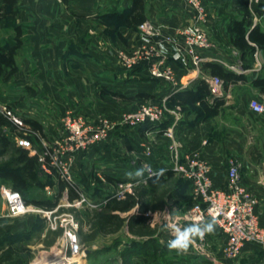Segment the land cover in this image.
Here are the masks:
<instances>
[{
  "label": "crops",
  "instance_id": "1",
  "mask_svg": "<svg viewBox=\"0 0 264 264\" xmlns=\"http://www.w3.org/2000/svg\"><path fill=\"white\" fill-rule=\"evenodd\" d=\"M143 2L145 20L152 22L160 35L171 34L178 38L180 28L191 22L192 13L182 0ZM203 2L209 11L207 31L213 44L202 52L203 57L207 62L218 59L224 70L241 74L244 79L229 83L226 88L222 83L215 95L224 100L217 115L197 122L192 128H177L178 122L174 129L179 137L175 141L181 145L183 157L197 152L205 159L215 188H225L227 162L234 158L239 165L241 183L256 199L258 223L264 228V113H255L248 105L251 98L264 102V93L251 83L257 76H264V49L257 48L252 59L249 56L241 59L238 49L229 43L226 31L231 19L240 15L236 7L231 0ZM259 3L264 4V0H249L250 10ZM131 4L132 0H18L14 22L22 26V56L19 58L18 52L16 61L19 69L8 83L13 80L28 93L24 100H28L30 106L19 110H25L26 116L37 119L48 139L62 137L61 123L66 116L79 118L92 126L99 119L116 116L124 104L132 105L141 100L135 97L137 93H147L154 96L153 99L158 97L161 100L177 88H194L201 78L211 77L203 66L193 68L187 54L184 59L176 58L172 51L175 46L165 40L163 43L168 47V54H162V60L173 69L178 86L151 76L143 62L129 70L121 65L119 51L144 43V36L139 32L140 24L132 27L112 16L113 12L128 10ZM229 9L235 12L229 14ZM257 16L264 14H253V24L259 23L264 30V24L258 21ZM160 42L158 38L148 39L151 47L158 50ZM111 92L116 95H111ZM13 97L3 100L12 105L18 100ZM183 114L180 120L185 118L186 114ZM150 132L161 135L157 129ZM114 135L110 131L103 140L86 150L88 158L96 161L94 168L103 170L104 176L113 175ZM134 135L141 139L138 132ZM167 145H159L156 150L157 157L152 160L156 169L170 165L166 163L170 160ZM125 149L127 151L128 148L125 146ZM223 244L224 236L216 228L214 233L206 235L203 245H196L200 254L196 261L190 263L264 262V250L255 243L245 244L235 259L223 256ZM181 264H186L185 260Z\"/></svg>",
  "mask_w": 264,
  "mask_h": 264
},
{
  "label": "rangeland",
  "instance_id": "2",
  "mask_svg": "<svg viewBox=\"0 0 264 264\" xmlns=\"http://www.w3.org/2000/svg\"><path fill=\"white\" fill-rule=\"evenodd\" d=\"M228 12L229 14H233L235 10L229 9ZM258 18L259 20H257L261 24H264V16ZM139 32L142 35L140 30ZM155 34L154 36L143 34L144 43L126 49V51L122 50L129 57L134 56L132 52L137 48H141L145 52L147 51L145 53L146 57L137 60L131 67L124 65L121 57H119L121 52L119 51L118 57L121 65L129 70V68H133L140 62H143L144 66L149 67L152 62L159 59L162 60L164 57L162 54H168V47L163 43L164 40L166 41V34L160 35L157 28ZM12 35V20L7 19L0 26V38L5 39ZM153 38H158L161 41L159 50L156 47H151L150 43H148V39L150 41ZM152 48L154 49L153 51ZM172 51L176 54L179 53L184 59L185 52L181 46H177ZM19 52V58H21L22 50ZM160 80L170 84L164 79ZM13 96H16L18 100L12 103V105H8L3 100V98L7 97L14 98ZM28 96V93L23 91V87L21 85L18 87L17 83H13V80L10 84L0 81V108L2 111H4V107L9 106L11 114L20 117L26 116L25 110L20 111L19 108L24 107L27 109L30 106V102L24 100ZM156 100L161 101L160 98L158 99L156 97V99H141L132 105L124 104L123 107H120L116 116L107 118L111 122L107 135L111 131L113 135L115 134L112 137H116L115 141H113L114 145H112L114 149V155L111 159V172H113L112 182H108L104 178L103 170L99 171L94 168L97 166L96 161L89 159L86 155V150H84L83 153L77 154L74 161L70 164L71 181L68 182H72L77 186L76 191L78 195L76 198L70 200L67 189H64L58 198L56 206L50 210L25 202V200L31 199H55L58 194V179L64 181L67 179L61 177L60 167L54 162L48 165L45 164V167L39 162L41 180L47 182L49 185L43 188L34 185L24 194L23 200L27 207L25 213L16 215L9 213L4 198L0 193V250L6 246L5 241L7 240L6 237L9 232L22 233L25 232V228H29L32 225L30 235H26L19 241L20 246L25 247V251L18 257V262L14 264H181L184 260L186 264H192L190 262L196 261L200 251L196 249L197 246L195 244L190 247L186 254H177L175 251H169L167 253L166 251L167 254L161 255V258H159L160 261H150L147 258H142L141 256L143 255L140 254L139 257L141 258H138V256L135 257L136 255H133L131 258L124 255V250H126L125 246L132 240L143 241L152 236L158 242L164 245L167 244V241L171 238V234L170 231L162 230V226L165 224L170 225L175 223L178 226L186 225L183 222L182 215L187 198L189 195L191 196L189 194L190 184L186 185L184 178L178 173H174L171 179L156 189L148 188L145 183L138 185L135 183L132 184L137 202H141L143 199L149 201V207L144 218V225L132 224L129 219L130 214L134 212V208L136 207H133L127 212L115 211L121 219L118 223L114 221L103 224L101 218L97 216V212H101L102 214L108 212L107 209L103 210V206L108 199L106 198L108 195L111 196L120 190L118 187V179L128 182L129 180L126 178L125 173L140 166V157L138 155L141 151L136 152L130 149L126 151V139L129 140L130 144L140 150L149 147L152 150L153 157L148 161L152 163V160L154 161V158L157 157L156 150L160 147L159 145H166L173 140H177L179 137L178 132L174 129L172 139H169L163 133L157 136L155 132L152 133L150 131L145 138L140 139L134 135L138 127L135 128L134 126L121 123L120 118L124 112L136 108L141 102H153ZM165 104L167 107H170L167 102ZM184 110L180 108L179 113L186 114ZM44 135L40 137L41 135L32 134L31 145L28 148L30 153L34 151L39 157L44 156L45 145L49 148H56V141L59 139L50 140L45 133ZM19 138L20 136H13L12 140L16 145H19ZM9 156L10 152L0 157V161H6L9 159ZM53 157H56L57 162H59L60 156L57 153V149L54 151ZM169 161L166 160V163L170 164L171 161L170 163ZM97 172L100 175H97ZM2 185L5 184H0V188ZM143 190L144 194L142 195ZM156 212H160V214L154 218L153 214ZM168 213H171V215ZM71 226L75 227L79 244V252L75 255L71 254L68 250L65 237V230ZM164 249H168L167 246ZM158 253L160 251H157Z\"/></svg>",
  "mask_w": 264,
  "mask_h": 264
},
{
  "label": "built area",
  "instance_id": "3",
  "mask_svg": "<svg viewBox=\"0 0 264 264\" xmlns=\"http://www.w3.org/2000/svg\"><path fill=\"white\" fill-rule=\"evenodd\" d=\"M192 13L191 22L180 28L179 37L166 34V41L172 43L175 48L181 46L185 54L189 56L190 64L193 68L199 69L207 61L202 52L212 47L209 38L207 25L209 24V11L207 10L203 0H182ZM139 30L147 36H154L156 28L149 20H145L139 25ZM154 49L152 48V51ZM134 56L129 57L126 52H120L119 57L124 65L131 67L137 60L145 58L147 51L137 48L132 52ZM159 54V53H158ZM184 54V55H185ZM175 57H181L178 53ZM218 59H214L215 63L220 64ZM153 61V60H152ZM220 62V63H219ZM221 65V64H220ZM233 69L232 67H230ZM149 74L155 78L164 79L172 86L177 85V78L173 69L165 65L164 61L159 59L152 62L149 67ZM212 95L219 93L223 80L218 76H211L205 79ZM178 89V88H177ZM166 98L161 101L141 102L136 108L124 112L121 115V123L128 124L137 128L144 122L161 123L167 115L173 116V122L162 133L169 139L173 138L175 125L179 122L181 114L179 113L180 105L167 107ZM249 108L255 113H264V102L256 98H251L248 102ZM4 112L16 124H21L22 117L11 114L10 110L4 107ZM62 137L56 141V148L44 146V156H39L38 160L45 167V164L56 163L60 167L61 177H65L66 181H71L70 164L74 161L79 152L88 150L95 143L103 140L107 136V132L111 126V122L107 119H99L92 126H88L79 118L70 116L64 117L62 120ZM150 130H148L149 132ZM18 144L30 148L31 141L26 137H20ZM167 148L170 152V165L168 168L174 173L180 174L190 184V194L192 203L185 206L182 219L188 224L198 217L205 219L211 216L217 217V226L222 236H224V244L222 247L223 256L226 259H235L240 256L242 248L247 243H255L264 250V228L258 223V216L255 212V197L250 194L241 183L239 173V165L234 158H229L226 169V186L219 189L212 185L209 176V166L204 158L197 152H193L188 156L181 155V145L175 140L168 143ZM60 156L59 162L53 157L54 151ZM34 154V151L31 152ZM152 150L147 147L141 149L138 155L139 165L150 164L152 169L158 170L153 166V162L148 160L153 157ZM64 160V162H63ZM134 182H124L121 179L118 182L120 190L111 197L122 199L127 193L134 194L132 184ZM0 193L4 198L7 211L11 214H23L27 211V207L21 194L12 190L6 185H2ZM67 247L71 254L79 252V244L77 241L75 227H69L65 230ZM203 240L197 239L195 245H203ZM261 264H264L262 262Z\"/></svg>",
  "mask_w": 264,
  "mask_h": 264
},
{
  "label": "trees",
  "instance_id": "4",
  "mask_svg": "<svg viewBox=\"0 0 264 264\" xmlns=\"http://www.w3.org/2000/svg\"><path fill=\"white\" fill-rule=\"evenodd\" d=\"M17 2L18 0H2L0 4V26H2L7 19H10L12 20L13 30V35L11 37L5 39L0 38L1 82H8L19 69L16 56L23 45V31L22 26L14 22L17 13ZM231 2L240 15L239 17L232 18L226 27L228 41L232 46L238 49L241 59H245L246 56L252 59V55L257 48L264 49V30L261 29L259 23L253 24V14H264V4L259 3L253 10H250L249 0H231ZM143 10V0H132V4L128 10L113 12L112 16L116 20H121L126 25L137 27V25L141 24L146 19ZM243 66H245V63ZM203 68L208 69L211 76L220 77L223 80L224 88H226L229 83L244 79L241 74L226 71L220 64L215 62H206L203 64ZM251 83L261 93H264V76H257ZM110 94L116 95L115 92H111ZM135 97L140 99L153 98L152 95L147 93H137ZM166 102L169 106L180 105L181 108L185 109L186 116L179 121L176 127L192 128L197 122L217 115L219 107L223 104L224 100L212 95L208 82L201 78L194 88L178 89L172 92L166 97ZM6 109L9 110V106H6ZM172 120V116L167 115L165 120L158 124L148 121L144 122L137 128L138 135L143 139L145 138L146 132L153 129H157V133L161 134L171 124ZM32 134L41 135L40 137L45 136L42 125L37 119L22 117L21 124H16L0 108V157L10 152L9 159L0 161V184H5L12 190L19 192L23 198L24 194L32 186L35 185L39 188H43L49 185L47 182L41 180L38 155L35 153L31 154L28 148L16 145L12 140L13 136L17 135L26 137L31 141ZM125 146L130 150H136L137 152L141 151L139 148L130 144L128 139L125 141ZM173 175L174 172L167 169L160 183L153 184L152 181L149 180L146 183L147 187L156 189L160 185L165 184ZM104 178L108 182L113 181L112 176L105 175ZM119 180L120 179H118V182ZM184 182L186 185L189 184L185 179ZM57 186L58 194L55 199H31L25 200V202L50 210L56 206L58 198L64 189H67L70 200L76 198L78 195L76 191L77 186L72 182L58 179ZM143 194L144 190L142 192V195ZM108 196L103 206V210L107 209L108 212L103 214L97 212V216L101 218L103 224L114 221L118 223L121 221L119 215L115 211L127 212L133 207H136L134 208V212L130 214L129 219L132 224L144 225V218L149 207V201L147 199L137 202L134 194L130 193H127L122 199ZM191 203L192 196L189 195L185 204L189 206ZM31 229L32 225L29 228H25V232L16 233L13 231L7 234V240L5 241L6 246L0 250V264H14L18 262V257L25 251V247H21L19 241L26 235L28 236ZM165 245L158 242L156 238H152V236L143 241L132 240L125 246L126 250H124V255L131 258L133 255L140 254L150 261H160L159 258H161V255L165 254L166 251L167 253L169 252L168 249H164L166 247ZM157 251H160V253L157 254Z\"/></svg>",
  "mask_w": 264,
  "mask_h": 264
},
{
  "label": "clouds",
  "instance_id": "5",
  "mask_svg": "<svg viewBox=\"0 0 264 264\" xmlns=\"http://www.w3.org/2000/svg\"><path fill=\"white\" fill-rule=\"evenodd\" d=\"M167 169L160 168L153 170L150 164H141L134 170L125 173L126 178L136 185L140 183H147L149 180L153 184H158L161 178L165 176ZM160 212L153 214L156 218ZM171 215V213H168ZM153 218V219H154ZM217 226V217L211 216L209 219L198 217L196 220L186 224L185 226H178L177 224H165L162 230L170 231L171 238L167 241V248L169 251H175L177 254H186L193 243L199 239L203 240L206 235L214 233Z\"/></svg>",
  "mask_w": 264,
  "mask_h": 264
},
{
  "label": "bare ground",
  "instance_id": "6",
  "mask_svg": "<svg viewBox=\"0 0 264 264\" xmlns=\"http://www.w3.org/2000/svg\"><path fill=\"white\" fill-rule=\"evenodd\" d=\"M42 262H44V261H42Z\"/></svg>",
  "mask_w": 264,
  "mask_h": 264
}]
</instances>
